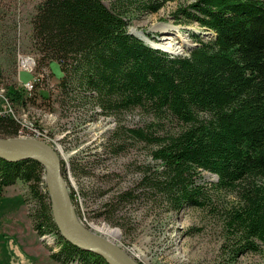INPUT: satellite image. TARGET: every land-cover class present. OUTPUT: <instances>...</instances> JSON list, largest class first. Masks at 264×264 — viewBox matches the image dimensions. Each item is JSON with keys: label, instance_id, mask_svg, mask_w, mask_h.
<instances>
[{"label": "trees", "instance_id": "trees-1", "mask_svg": "<svg viewBox=\"0 0 264 264\" xmlns=\"http://www.w3.org/2000/svg\"><path fill=\"white\" fill-rule=\"evenodd\" d=\"M163 5L160 0H112L111 6L104 0H40L31 34L43 72L37 85L57 63L64 94L60 104L82 122H87L86 108L96 105L118 118L134 110L152 117L146 128L119 122L110 149L122 152L124 137L155 145L152 158L162 168L137 183L162 192L176 207L204 204L209 194L194 179L203 170L215 173L214 187L233 192L237 201L228 219L238 232L237 249H255V239L264 244V0H195L179 7L172 13L177 20L197 22L216 34L199 38L188 55L154 48L129 30L126 12H156ZM6 88L13 108L26 104L22 88ZM21 125L12 113L1 114L0 137L19 136ZM78 161L79 166L73 161L74 170L92 168ZM44 175L45 167L35 159L0 157V194L18 180L28 184L34 227L62 241V249L52 255L56 260L68 263L78 257L81 264H109L61 234ZM89 191L82 189V194H97ZM133 191L111 197L100 213H111Z\"/></svg>", "mask_w": 264, "mask_h": 264}, {"label": "rangeland", "instance_id": "rangeland-1", "mask_svg": "<svg viewBox=\"0 0 264 264\" xmlns=\"http://www.w3.org/2000/svg\"><path fill=\"white\" fill-rule=\"evenodd\" d=\"M39 1L0 0V111L12 113L22 123L19 136L38 137L55 150L81 224L109 239L141 264H264V244L259 240H254L255 249H237L240 245L236 238L238 232L228 224L229 210L237 201L233 192L214 187L213 182L218 180L215 173L203 170L194 179L195 185H201L209 194L204 204L176 207L166 201L162 192L137 183L143 175H151L162 168L161 163L152 158L155 145L124 137L122 152L110 149L112 138H109L121 121L126 126L146 128L152 117L134 110L118 118L101 113L100 106L96 105L86 108L87 122H82L75 111L60 104L64 94L59 85L62 71L57 63L51 64L49 76L36 85V89L24 86L23 82L31 79L33 72L19 67V56L40 59L31 45L32 17ZM160 1H164V5L156 12L136 10L131 13L128 10L125 15L130 21L129 30H142L144 38L148 36L159 43L171 41L163 37L168 35L185 38L184 43H187L181 51L168 49L173 55H188L199 38L215 37L213 30L197 22L183 23L172 16L179 7L195 0ZM104 2L111 6L112 0ZM39 71L36 67L35 72ZM7 84L25 91L28 99L25 105L15 103L14 108L6 105L4 96L10 103L5 95ZM48 96L53 104L45 100ZM78 131H81L80 141ZM114 141L117 143L118 138ZM78 160L82 161L80 164L88 161L93 169L88 172L74 170L73 161L79 166ZM82 189L97 194L83 195ZM130 189H134L133 194L114 206L111 213H100L111 197ZM34 204L31 190L22 180L3 188L0 194V264H81L78 257L64 263L52 256L62 249V241L55 233L44 230L41 234L34 227ZM102 227L115 228L120 235L109 234L101 230Z\"/></svg>", "mask_w": 264, "mask_h": 264}, {"label": "water", "instance_id": "water-1", "mask_svg": "<svg viewBox=\"0 0 264 264\" xmlns=\"http://www.w3.org/2000/svg\"><path fill=\"white\" fill-rule=\"evenodd\" d=\"M131 32L141 37L134 31ZM152 46L170 51L161 46ZM0 157L9 161L32 158L45 167V180L52 200L54 220L67 240L101 255L109 264H141L121 247L81 224L72 204L70 189L61 170L60 159L48 142L30 136L0 137Z\"/></svg>", "mask_w": 264, "mask_h": 264}, {"label": "bare ground", "instance_id": "bare-ground-1", "mask_svg": "<svg viewBox=\"0 0 264 264\" xmlns=\"http://www.w3.org/2000/svg\"><path fill=\"white\" fill-rule=\"evenodd\" d=\"M134 32L137 33L139 36H141L140 38L143 39L146 43H148L149 45H156V46H161L163 48H167V49H170L172 50L173 52H178V51H181L182 50V46L186 45V43H184V40L185 38L182 39V37L180 38L179 35H175V36H163L165 39H170L171 41H166V42H162V43H159L158 41L156 40H153L151 37H145V33L142 31V30H137V29H134ZM144 35V36H142ZM186 41V40H185ZM197 44H194L192 46H196ZM154 47V46H152ZM156 48V47H154ZM158 49V48H157ZM22 63H25L26 66H32V60L31 58L28 59L27 61H22ZM6 95V94H5ZM5 98V102H6V105H11L8 100L6 99V97L4 96ZM22 120V119H21ZM36 132H38L37 130H35ZM66 169V167H65ZM101 230H104V231H107L109 234H112V235H117L119 236L120 235V232L119 230L115 229V228H111V227H102L100 228Z\"/></svg>", "mask_w": 264, "mask_h": 264}, {"label": "built area", "instance_id": "built-area-1", "mask_svg": "<svg viewBox=\"0 0 264 264\" xmlns=\"http://www.w3.org/2000/svg\"><path fill=\"white\" fill-rule=\"evenodd\" d=\"M30 58L33 62L32 66H26L25 63H22V61H27ZM37 66H38V61L34 56H30V55L19 56V67L21 69H25V70H28L30 72H33L32 78L23 82L24 86L28 89L33 90V88L36 87L38 81H40V77H42V75H43L42 71H39L40 73L35 72V69ZM10 107H11V105H10ZM2 113L10 114V113H7V111H0V114H2ZM28 128H31V127H28ZM36 138H38V137H36Z\"/></svg>", "mask_w": 264, "mask_h": 264}]
</instances>
